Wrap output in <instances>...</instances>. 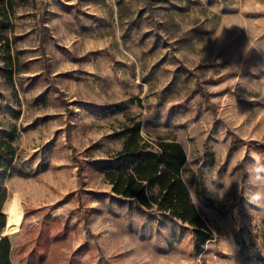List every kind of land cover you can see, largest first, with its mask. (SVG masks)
I'll return each instance as SVG.
<instances>
[{"label":"rangeland","instance_id":"rangeland-1","mask_svg":"<svg viewBox=\"0 0 264 264\" xmlns=\"http://www.w3.org/2000/svg\"><path fill=\"white\" fill-rule=\"evenodd\" d=\"M0 43L13 264H264V0H17ZM125 103L122 110H109ZM176 138L212 230L106 194L129 117ZM17 156V155H16Z\"/></svg>","mask_w":264,"mask_h":264},{"label":"trees","instance_id":"trees-1","mask_svg":"<svg viewBox=\"0 0 264 264\" xmlns=\"http://www.w3.org/2000/svg\"><path fill=\"white\" fill-rule=\"evenodd\" d=\"M17 0H0V43L10 44L11 16ZM125 103H114L109 110H122ZM142 120L129 117L116 136L123 138L122 147L114 154L90 161L92 167L103 173L111 190L104 192L123 201L135 203L140 208L156 209L193 225L195 249L201 250L213 237L200 214L190 190L183 178L187 154L183 144L176 138L162 139L152 144L141 132ZM13 134L0 138V189L5 177L12 173L24 174L17 163V147L12 143ZM17 155V156H16ZM6 198L0 192V234L6 226L7 210L2 207ZM11 240L8 234L0 235V264H13ZM256 259L264 261L260 254Z\"/></svg>","mask_w":264,"mask_h":264},{"label":"water","instance_id":"water-1","mask_svg":"<svg viewBox=\"0 0 264 264\" xmlns=\"http://www.w3.org/2000/svg\"><path fill=\"white\" fill-rule=\"evenodd\" d=\"M6 225H7V223H6ZM7 234V232H2L0 235H6Z\"/></svg>","mask_w":264,"mask_h":264}]
</instances>
